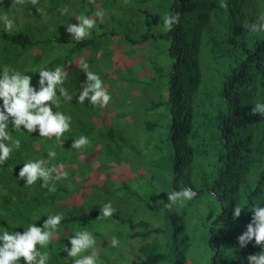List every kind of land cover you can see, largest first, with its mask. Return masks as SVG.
<instances>
[{"label":"trees","instance_id":"obj_1","mask_svg":"<svg viewBox=\"0 0 264 264\" xmlns=\"http://www.w3.org/2000/svg\"><path fill=\"white\" fill-rule=\"evenodd\" d=\"M90 1L44 0L55 19L50 24L54 33L46 43L53 50L49 65L60 67L64 74L57 93L62 97L59 88L63 87L72 97L52 103V110L71 118L70 130L59 139L41 138L38 127L33 133L23 126L12 130L20 147L12 146L11 161L0 179L11 199L28 196L34 206L27 215L14 210L9 218H0V234L17 223H39L36 215L45 218L61 211L57 234L46 249L39 247L49 252L46 264H64L67 223L92 226L105 221L118 227L121 249L127 238L151 241L138 247L142 257L129 264H240L245 251L239 237L252 223L255 213L250 209L264 197V114H253L257 104L264 107V33L258 30L264 24L260 20L264 0H95V7L89 6ZM59 2H67V12L77 18L95 20L82 41L67 31V20L59 17ZM9 8L8 1L0 0V11ZM170 15H177L179 22L169 31L164 17ZM23 39L0 31V40L10 42L0 45V69L11 64L24 75L37 71L33 50L42 53L45 40L30 41L26 51L33 49L26 56L23 49L10 47ZM132 46L140 62L120 69L116 65ZM80 60L88 64V71H95L103 87L104 68L113 70L114 82L119 79L126 87L117 88L121 98L117 105L98 103L97 116L85 117L88 98L78 103L88 83ZM73 73L77 78L70 82ZM32 79L33 75L30 86L35 90L40 76ZM91 129L98 134H88ZM81 136L90 143L72 148ZM28 148L44 161L42 167L57 169L48 187L41 186L42 179L28 187L18 179L13 167L24 162ZM49 151L56 156L50 157ZM60 173H67V178L57 180ZM53 186L56 190L49 191ZM186 188L196 197L169 200L170 192ZM82 189L92 193L87 197L91 204L61 210L69 197L77 193L76 199L84 197ZM109 203L115 211L103 217L102 208ZM16 204L24 206L21 201ZM238 204L243 208L235 217ZM10 219L16 224L7 225L5 220ZM109 251H115L112 243L104 252Z\"/></svg>","mask_w":264,"mask_h":264},{"label":"clouds","instance_id":"obj_2","mask_svg":"<svg viewBox=\"0 0 264 264\" xmlns=\"http://www.w3.org/2000/svg\"><path fill=\"white\" fill-rule=\"evenodd\" d=\"M6 1L11 4L12 11L10 8L0 11V31L3 30L12 36L21 35V37L24 38L23 42L11 44L10 47L15 50L16 48H21L26 51L27 46L30 45V41L40 43L44 40L45 45L42 48V53H40V49L35 48L33 50V54H36L38 58V62L35 64V69H37V71L31 73L30 76L24 75L21 73L18 66L11 64L2 66L0 69V172L3 171V167L11 161L10 155L12 146L16 148L20 147V141L16 140V136L12 130L16 132L23 126L28 133H33L38 127L41 138L56 136L59 139L65 132L70 130L71 118L59 111L54 114L52 103L53 105H57V102L62 103L72 99L63 87L59 88L62 97L58 96L57 86L63 83L64 74L60 67L49 65L53 62V50L49 49L50 47L46 43L47 36L54 33L50 28V24L53 23L55 19L53 18V13L48 3L44 2V0ZM89 6L95 7L96 1H90ZM29 7H33V10L30 11ZM67 8V2H59V17H64L65 20H67V31L72 34L73 38L77 42L82 41L89 34L88 30L94 28L96 22L94 19H90L87 16H80L77 18L75 14L68 13ZM96 15L100 17L102 13L97 12ZM46 19L47 23H44ZM76 20L79 21L78 24H74ZM260 20L264 21V14H261ZM178 22L179 17L177 15L164 17V25L169 31L172 25ZM44 27L47 29V34H45L46 29H44ZM244 27H249L247 22ZM252 27L257 28V25H252ZM258 30L264 33V24L259 25ZM1 43L6 45L10 44L8 41L0 40V45ZM25 43L27 44L26 46H24ZM32 49L25 52L26 56L27 53L30 54L32 52ZM80 66L86 72L88 83L79 94L78 103L83 104L85 98H88L91 92L93 93L90 97L92 105L100 103L102 106H106L111 97L103 90L101 79L97 74L88 71L87 63L81 61ZM80 66L77 67L78 71L81 70ZM50 67L51 71H49ZM32 75V81L40 76L39 82L36 81L34 83L35 90L30 86ZM75 75L76 74L73 73L69 81H71ZM45 81L47 82L46 86ZM39 84L40 90L38 91L37 86L39 87ZM113 90H115V88ZM257 111L264 114V107L257 104L256 108L253 109V114ZM9 118H11V120H9ZM24 143H29L27 138L24 139ZM89 143L90 141L86 137L81 136L79 139L75 140L72 144V148L80 149ZM48 155L50 157H55L56 153L54 151H49ZM37 160V154L28 148L24 154V162L16 164L13 169L18 170V179L27 185V187L39 182L40 179L44 181L41 186L48 187L49 180L52 178V173L56 172L57 169L55 167L50 170L45 169L42 167L44 161L42 159ZM10 166L11 165H9V167ZM64 178H67V173H60L56 176L57 180ZM55 190V186L49 188V191L54 192ZM82 191L85 195H88L76 199L77 193L69 197L65 200L66 204L61 207V210L67 205L68 207L75 206L77 209H80L79 205L81 206L83 203L87 206L91 204L92 199L88 200L87 197L91 196L92 193L83 189ZM196 195V192L192 191L190 188H186L180 192H170L169 200L172 202L190 201L196 197ZM19 201L23 202L24 206L17 207L16 203H19ZM33 206V202L28 196L11 199L9 190L3 185L0 179V218H9L14 210L27 215L29 213L28 209ZM166 206L170 208L171 204ZM242 208L240 204L235 207V217L240 216ZM250 210L255 213L252 223L248 225L247 232L239 237V243L244 247L245 251L244 257L240 258V264H264V197L258 203V206H254ZM114 211L115 209L110 203L105 204L102 208V216L110 217L113 215ZM62 215L61 211L58 214L48 215L45 218H40L36 215L40 220L37 224L35 220H32L26 225H19V223H17L16 227L11 230L5 229L3 231V228V233L0 234V264H46L49 260V252H42L39 250V247L46 249L45 247L49 244L50 240L55 237L54 233L57 234L55 230L59 227L63 219ZM36 217H34V219ZM5 222L7 225H15L16 219L5 220ZM40 223H43V225H40ZM68 236L69 238L62 247V251H64L63 259L66 264H96L92 256L81 255L92 248L96 243L91 237V233L87 230L81 231L79 228H71L68 232ZM158 238H160V241H165L164 236L158 235ZM132 240L140 242L139 247H141L142 243L146 244L147 242H151L150 240H140L136 238ZM112 244L116 246L118 241L114 239ZM216 247L218 248V246Z\"/></svg>","mask_w":264,"mask_h":264},{"label":"rangeland","instance_id":"obj_3","mask_svg":"<svg viewBox=\"0 0 264 264\" xmlns=\"http://www.w3.org/2000/svg\"><path fill=\"white\" fill-rule=\"evenodd\" d=\"M44 23H47V19L44 21ZM65 45H67V44H65ZM60 49L63 51L64 48L62 47V45H61ZM109 49L112 50V46H110L108 48V50ZM135 49L136 48L132 46L131 51L126 52V53L124 52L122 54L124 56V58H123L124 61L121 62L120 64H117L116 66H118L120 69H123L125 66V69H126L127 67H129V68L132 67L133 66V65H131L132 63L138 64L141 59L136 58L137 55L134 54ZM81 55H83V54H81ZM104 61L105 60L103 59V62ZM92 62L97 65V62L94 59ZM94 64L91 65L92 69L95 68ZM132 69H130L131 72L134 71V69L133 70ZM101 71L105 72L104 75H106V79H107L105 82L106 85L104 87L102 86L103 90L106 91L111 97L108 104L111 106L117 105L118 102L121 100V98L118 97V93L120 94V92H119V90H117V88L125 89L126 88L125 84L122 85V83H119L120 82L119 79L116 82H114L113 70L108 69V68H104L103 70L101 69ZM92 72L94 73L95 71H92ZM124 77L126 78L127 75L124 74ZM76 78H77V75H75L70 82H74V80H76ZM131 81L133 82V81H135V79H131ZM114 88H115V90H113ZM88 101L90 102L89 97H88ZM90 103L87 105V108H83V112H84L86 118L89 115L97 116L98 114L95 112H98L97 110L100 109L98 105H92V103L91 104ZM118 109L119 110L123 109L122 103H119ZM98 132L99 131L91 129L87 133L92 135V136H96L98 134ZM121 214L124 215L125 211H122ZM131 218H134V217L131 215ZM66 225L68 226V230L63 231L64 233H68L71 228H79V229H81V231H85V230L89 231L91 233V235H92V233L95 234L94 240L96 241V243L93 245L92 248L88 249L85 253H82L81 255L92 256L94 258L96 264H116V263L117 264H129L131 261H133L136 258H139L141 256L142 249L138 248L140 242H138L137 240H132L131 238H127L126 243H125L126 245L124 247H122V249H121V247H119L121 240H120V235L116 234L118 227L116 226L114 221H110V222L105 221L103 224L99 223V224H94L92 226H90V224L80 225L79 223H70V224H66ZM64 230H66V229L64 228ZM98 231H100V233H96ZM100 235H102V236H100ZM98 236H100V237H98ZM114 239L116 241H118V244H117L118 246L117 247L115 246V251L114 252H112V251L111 252L110 251L104 252L105 249H107L108 246L111 245V243ZM62 262L65 263L64 261H62Z\"/></svg>","mask_w":264,"mask_h":264}]
</instances>
